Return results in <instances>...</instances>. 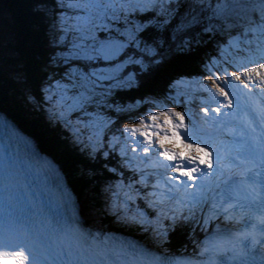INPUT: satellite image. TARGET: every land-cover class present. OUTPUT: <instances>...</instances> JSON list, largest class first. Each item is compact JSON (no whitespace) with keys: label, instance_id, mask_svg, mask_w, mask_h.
I'll return each mask as SVG.
<instances>
[{"label":"snow or ice","instance_id":"obj_1","mask_svg":"<svg viewBox=\"0 0 264 264\" xmlns=\"http://www.w3.org/2000/svg\"><path fill=\"white\" fill-rule=\"evenodd\" d=\"M27 4L0 24V77L58 129L80 187L0 117L27 148L0 147V264H264V0Z\"/></svg>","mask_w":264,"mask_h":264},{"label":"trees","instance_id":"obj_2","mask_svg":"<svg viewBox=\"0 0 264 264\" xmlns=\"http://www.w3.org/2000/svg\"><path fill=\"white\" fill-rule=\"evenodd\" d=\"M3 5L6 7L5 9L7 10V13L9 14H13V19L18 22V23H21V24H27L29 22V15H28V4H27V0H4V2H2ZM12 3V4H11ZM22 6V9H21V6ZM26 10V11H22V10ZM22 11V12H21ZM192 71H195V61H193V67L190 69ZM5 80V81H10L6 75L0 77V80ZM4 87H7L8 88V92H12V93H15V94H21V90L20 88H18L16 90V92L12 91L13 87L15 84H13L12 82H10V87H8L6 85V83H4V81H2ZM4 87H1L0 88V96H3L1 99H0V106L3 107V109H5V111H10L12 112L13 114L15 115H18L19 119H23L24 121H28L27 123H30V124H33V125H36V120L37 119H34L35 117V114H38V112H33V114H31V116H28L26 117L24 115V111L19 107L18 109L16 108L17 107V102L16 100L14 99V95L11 96V99L9 98V96H7V91L4 89ZM23 99V97H21ZM10 99L11 100V103H13V105H11V108L9 107L8 103L6 104V100ZM22 107V106H21ZM2 110V109H1ZM3 113H5L3 111ZM6 114V113H5ZM17 117V116H16ZM32 121V122H31ZM58 129L54 130L57 132ZM46 135L45 137H42L41 133L39 134L40 138L41 139H45L47 138L48 142H47V146L50 148L51 151L53 152H58L57 153V158H59V163L61 164V166H63V169H66V164L65 162L61 161L60 160V156L63 154L61 153V151L59 150H63V148L65 147V143L61 144L58 140H57V136H56V133H50V130H47L46 132ZM59 133V131L57 132ZM43 134V133H42ZM36 136V139H39V137L35 134ZM40 141V140H39ZM41 143V142H40ZM49 148H45V150L47 149V151L49 152ZM61 148V149H60ZM70 159H72V156L70 155ZM75 160L72 159V164L74 163ZM71 162V161H70ZM71 164V165H72ZM66 167V168H65ZM68 169V168H67ZM73 169V168H72ZM68 176H69V180H70V183L71 185H73L74 187L77 188V190L79 191V184L76 180V178L73 176L72 174V170H70V173H68ZM179 237V236H173V239H172V244H171V248H173V246H176L177 245H180L179 243L181 242L180 240L177 239V242L178 244L175 242L176 238Z\"/></svg>","mask_w":264,"mask_h":264},{"label":"bare ground","instance_id":"obj_3","mask_svg":"<svg viewBox=\"0 0 264 264\" xmlns=\"http://www.w3.org/2000/svg\"><path fill=\"white\" fill-rule=\"evenodd\" d=\"M7 103H9L8 105H9V107H10V109H12L11 108V105H13V103H11V100L10 99H8V100H6V104ZM17 108V107H16ZM19 108V107H18ZM3 111L6 113V111H5V109H2V110H0V117H2L3 119H8V115H6L5 113H3ZM11 111V110H10ZM36 112V111H35ZM37 113V112H36ZM38 114H39V112H38ZM27 123V122H26ZM17 130V129H16ZM19 131V130H18ZM4 132H5V137L7 138V141H11L12 140V138H11V140H10V133H8L7 131H5L4 130ZM21 134H25L26 132L24 131V129H20V131H19ZM55 133H56V136L58 137V133L56 132V131H54ZM43 135L45 136L46 135V133H43ZM35 138H36V136H34ZM0 139H2V135L0 134ZM15 139V138H14ZM37 140V139H36ZM37 142L39 143V140H37ZM62 144L63 143H65V142H61ZM23 144V143H22ZM41 144V143H40ZM14 146V148L16 149V151H19V153L20 154H18V155H20V156H24L23 155V153L20 151V150H17V147L15 146V145H13ZM20 147V146H19ZM22 147H25L26 148V145H24L23 144V146ZM61 149V148H60ZM26 150H27V148H26ZM59 158H57V162L59 163ZM33 163L36 165V167H37V169L39 168V163L37 164V163H35V161H33ZM59 165L61 166V164L59 163ZM62 168H63V166H61ZM67 179H68V182L70 183V178H69V176L67 175ZM71 184V183H70ZM48 188H49V190H50V192L51 191H54V193L56 194V195H58V193H57V189H56V187H55V185L54 184H52L51 182H48ZM47 202L49 201V200H46ZM180 244V243H179ZM182 245H180V247H181Z\"/></svg>","mask_w":264,"mask_h":264},{"label":"rangeland","instance_id":"obj_4","mask_svg":"<svg viewBox=\"0 0 264 264\" xmlns=\"http://www.w3.org/2000/svg\"><path fill=\"white\" fill-rule=\"evenodd\" d=\"M2 2H4V0H0V24H2V25H4L6 28L7 27H9L10 25H9V21H11V20H14L13 19V14L11 15V14H9V13H7V10L5 9L6 7L3 5V3ZM12 4V3H11ZM21 6V5H20ZM21 9H22V6H21ZM22 11H26V10H22ZM21 11V12H22ZM30 19V18H29ZM29 19H27V20H29ZM3 81V80H2ZM4 83H7V81H5L4 80ZM1 87H4V85H3V83H0V88ZM4 89L7 91V93H8V88L7 87H4ZM9 98L11 99V96H9ZM9 104V103H8ZM21 108V107H20ZM23 111H24V109L23 108H21ZM25 112V111H24ZM24 115H26V114H24ZM41 135H42V137H45L42 133H41ZM177 146H178V144H177Z\"/></svg>","mask_w":264,"mask_h":264}]
</instances>
